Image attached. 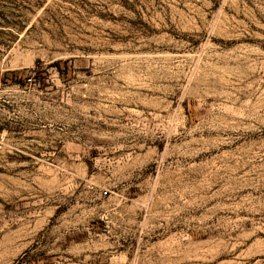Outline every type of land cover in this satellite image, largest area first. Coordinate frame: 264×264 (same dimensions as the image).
Wrapping results in <instances>:
<instances>
[{
    "label": "rangeland",
    "instance_id": "rangeland-1",
    "mask_svg": "<svg viewBox=\"0 0 264 264\" xmlns=\"http://www.w3.org/2000/svg\"><path fill=\"white\" fill-rule=\"evenodd\" d=\"M263 103L264 0H0V264H264Z\"/></svg>",
    "mask_w": 264,
    "mask_h": 264
},
{
    "label": "bare ground",
    "instance_id": "bare-ground-1",
    "mask_svg": "<svg viewBox=\"0 0 264 264\" xmlns=\"http://www.w3.org/2000/svg\"><path fill=\"white\" fill-rule=\"evenodd\" d=\"M264 115V103L260 106V109L258 111H255L254 115V128L251 129V132H254L256 130H259L260 132L264 133V124L261 123V116Z\"/></svg>",
    "mask_w": 264,
    "mask_h": 264
},
{
    "label": "trees",
    "instance_id": "trees-1",
    "mask_svg": "<svg viewBox=\"0 0 264 264\" xmlns=\"http://www.w3.org/2000/svg\"><path fill=\"white\" fill-rule=\"evenodd\" d=\"M15 74H16V73L13 72L11 75H12V76H15ZM7 75H8V74H5V77H6Z\"/></svg>",
    "mask_w": 264,
    "mask_h": 264
},
{
    "label": "built area",
    "instance_id": "built-area-1",
    "mask_svg": "<svg viewBox=\"0 0 264 264\" xmlns=\"http://www.w3.org/2000/svg\"><path fill=\"white\" fill-rule=\"evenodd\" d=\"M105 194H106V192H105Z\"/></svg>",
    "mask_w": 264,
    "mask_h": 264
}]
</instances>
